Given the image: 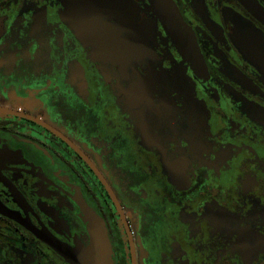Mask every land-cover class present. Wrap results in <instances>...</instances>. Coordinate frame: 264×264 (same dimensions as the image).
<instances>
[{
	"label": "flooded vegetation",
	"instance_id": "1",
	"mask_svg": "<svg viewBox=\"0 0 264 264\" xmlns=\"http://www.w3.org/2000/svg\"><path fill=\"white\" fill-rule=\"evenodd\" d=\"M264 264V0H0V264Z\"/></svg>",
	"mask_w": 264,
	"mask_h": 264
},
{
	"label": "water",
	"instance_id": "2",
	"mask_svg": "<svg viewBox=\"0 0 264 264\" xmlns=\"http://www.w3.org/2000/svg\"><path fill=\"white\" fill-rule=\"evenodd\" d=\"M92 226L94 243L88 250L75 251L67 246L54 242L53 247L70 264H110L109 254L99 228Z\"/></svg>",
	"mask_w": 264,
	"mask_h": 264
}]
</instances>
